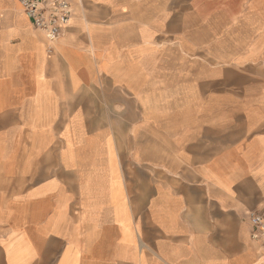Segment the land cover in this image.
<instances>
[{
	"label": "crops",
	"instance_id": "crops-1",
	"mask_svg": "<svg viewBox=\"0 0 264 264\" xmlns=\"http://www.w3.org/2000/svg\"><path fill=\"white\" fill-rule=\"evenodd\" d=\"M70 2L0 0V264H264V0Z\"/></svg>",
	"mask_w": 264,
	"mask_h": 264
},
{
	"label": "built area",
	"instance_id": "built-area-1",
	"mask_svg": "<svg viewBox=\"0 0 264 264\" xmlns=\"http://www.w3.org/2000/svg\"><path fill=\"white\" fill-rule=\"evenodd\" d=\"M36 28L42 30L50 42L59 39L62 31L72 18L70 0H17ZM254 239L264 237V217L260 213H251Z\"/></svg>",
	"mask_w": 264,
	"mask_h": 264
}]
</instances>
